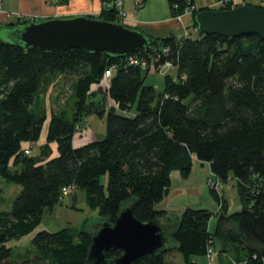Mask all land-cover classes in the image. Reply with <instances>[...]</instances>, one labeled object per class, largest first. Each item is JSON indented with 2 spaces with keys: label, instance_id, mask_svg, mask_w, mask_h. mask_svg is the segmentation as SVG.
Returning <instances> with one entry per match:
<instances>
[{
  "label": "trees",
  "instance_id": "obj_1",
  "mask_svg": "<svg viewBox=\"0 0 264 264\" xmlns=\"http://www.w3.org/2000/svg\"><path fill=\"white\" fill-rule=\"evenodd\" d=\"M166 2L173 15L193 6L192 0ZM100 3L97 19L114 22L112 0ZM196 33V38L145 34L150 46L125 57L79 49L42 53L0 42V177L21 188L11 209L0 211V264H11L7 244L31 233L69 185L85 193L87 206L105 222L113 223L130 205L135 219L158 225L165 212L156 207L171 187V173L188 177L194 160L207 164L221 183L230 176L237 180L242 210L220 214L210 231L213 214L187 208L166 251L131 264H171L165 256L172 251L183 264H199L195 259L208 257L214 240L244 251L235 264H264V41ZM166 64L175 75L165 74L157 93L144 84L147 69ZM110 68L106 89L99 87L100 102L88 104L91 86H99ZM57 76L74 79L73 113L51 114L47 121L36 109L37 96ZM107 100L112 105L106 109ZM92 105L105 120V136L74 148ZM46 121L39 156H30L24 145L39 142ZM52 144L57 155L50 158ZM91 235L69 228L38 232L31 240L35 255L20 264H84ZM120 255L112 250L107 259Z\"/></svg>",
  "mask_w": 264,
  "mask_h": 264
},
{
  "label": "rangeland",
  "instance_id": "obj_2",
  "mask_svg": "<svg viewBox=\"0 0 264 264\" xmlns=\"http://www.w3.org/2000/svg\"><path fill=\"white\" fill-rule=\"evenodd\" d=\"M60 0H46L49 6L61 7L64 4H57ZM193 6L186 7L182 12L171 14L170 8L166 0H147L143 5L139 0H122L120 5L121 16L116 10L114 17L115 24L124 25L126 27H133L135 22L137 23H161L160 20L169 18L173 23L179 24L182 31L191 34L193 38H196V29L193 27L192 20L193 15L202 10H230L240 5L257 6L264 5V0H192ZM68 5V3L66 4ZM236 5V6H235ZM2 6V4H1ZM144 6V7H143ZM1 8V7H0ZM201 9V10H200ZM64 11V10H63ZM66 11V9H65ZM64 11V12H65ZM127 14V15H126ZM16 18L15 24H20L25 21H36L37 16L26 15L21 13H13ZM99 13H87L77 16H85L92 19H97ZM73 17V16H69ZM68 18V17H63ZM139 21V22H138ZM159 21V22H158ZM136 23V24H137ZM6 26V25H5ZM4 26V27H5ZM179 36H182V32H178ZM168 74L170 76L175 75L174 70H169L165 73H159V69L150 68L147 69V76L145 77L144 84L152 86L157 93L162 92L164 88V76ZM74 79H69L64 76L50 77L47 80V84L42 87L37 100L36 109L47 115L64 113L66 115H72L73 113V93L72 85ZM103 85V84H102ZM106 86L107 84L104 83ZM100 87V85H99ZM92 87L90 89L91 96L87 97L88 104H98L101 100V92L106 87ZM112 102L107 100L106 109L110 108ZM98 106V105H96ZM92 105V114L82 119L79 124V130L84 129L85 134L82 136L80 131L76 133L77 137H87L93 132L97 136L103 138L105 136V120L100 119L94 113H96V107ZM135 111V107L131 110ZM47 121L44 124L42 134L39 142L35 146L24 145V147H30V156H39V148L44 144L45 134L47 130ZM84 122V123H83ZM80 133V134H79ZM82 139V138H81ZM94 139V138H93ZM87 140V139H85ZM52 154L50 158L57 155L56 145H51ZM192 171L186 178H182L177 172L174 174L173 188L170 187L163 202L157 205L156 209H161L165 212V215L160 217L157 221L161 231L170 235L176 229L182 213L187 208L191 209H205L213 214L209 222V230L212 231L217 217L220 214H232L239 212L244 206V202L241 200V196L237 187V180L232 176L225 182H216L214 175L210 172L207 164H200L194 160L192 165ZM13 171V168H10ZM178 175V176H177ZM183 185L179 188L178 186ZM219 186V188H218ZM21 191V188L17 185L6 182L0 177V211H9L12 206V202ZM105 223V219L101 218L97 214V210L87 206L85 200V193L83 191L75 190L70 196L63 197L59 204L55 205L52 209L44 213L40 224L28 235H25L19 239L12 240L7 244L8 248H11V264H20L26 260L27 256H34L35 250L31 244L32 238L41 231L50 233L57 232L64 228H69L72 232H78L80 230L87 231L93 234L100 226ZM171 246L173 244L171 243ZM244 251L236 248L234 245H223L218 240H214L210 249L208 257L196 258L195 261L199 264H235L237 258L243 257ZM165 259L171 264H183L182 258L175 251L167 254Z\"/></svg>",
  "mask_w": 264,
  "mask_h": 264
},
{
  "label": "water",
  "instance_id": "obj_3",
  "mask_svg": "<svg viewBox=\"0 0 264 264\" xmlns=\"http://www.w3.org/2000/svg\"><path fill=\"white\" fill-rule=\"evenodd\" d=\"M194 22L196 31L204 35L226 38L255 35L264 41V9L240 5L230 10H202L194 15ZM0 42L42 53L79 49L125 57L149 47L151 39L124 25L73 16L3 27L0 29ZM169 243V238L156 223L138 221L128 205L113 223H103L91 235L84 264H131L142 256L166 251ZM112 250H119L121 255L107 259V253Z\"/></svg>",
  "mask_w": 264,
  "mask_h": 264
},
{
  "label": "crops",
  "instance_id": "obj_4",
  "mask_svg": "<svg viewBox=\"0 0 264 264\" xmlns=\"http://www.w3.org/2000/svg\"><path fill=\"white\" fill-rule=\"evenodd\" d=\"M100 9H101L100 0H68V5L61 6V7L49 6L46 0H2V6L0 8V29L3 28L7 24L16 23V18L13 15V13L35 15L37 16L36 21H44V20L51 19V18H63V17H69V16L83 15L89 12L99 13ZM160 22L161 23L159 24L157 22L150 23V24L135 22V25L133 24V27L139 29L144 34L150 37H156V38L164 37L168 35H175L177 37H180L178 35V32L183 33L181 27H179V24L173 23L171 20H169V18H165L162 21L160 20ZM92 87L98 88L99 86L92 85L91 88ZM97 138H99V136H97L93 132L89 135V139L91 140H88L86 136L80 137V138L79 137L76 138L75 136L73 138V147L74 148L81 147L83 145H86L89 142H92L93 140ZM176 173L177 172H172L170 175L172 184L174 181L173 179L174 174ZM181 186L183 185H180L177 188ZM171 188H173V185H171ZM164 200L166 199L164 198L163 201Z\"/></svg>",
  "mask_w": 264,
  "mask_h": 264
},
{
  "label": "built area",
  "instance_id": "obj_5",
  "mask_svg": "<svg viewBox=\"0 0 264 264\" xmlns=\"http://www.w3.org/2000/svg\"><path fill=\"white\" fill-rule=\"evenodd\" d=\"M121 3H122V0H112V3L109 4L108 7L117 10L118 11V14H120V16H121L122 15L121 14V10H120ZM1 4H2V0H0V7H1ZM182 34L187 35V33H185V32H183ZM164 52H166V49L164 50ZM168 67H169V65L166 64L164 66L158 67L157 69H159V73H165V72L168 71ZM111 74H112V68H110L109 70L105 71L104 81H102V83L100 84V87H102V88L107 87V85L105 86L104 83L107 84L109 78L111 77ZM80 133L83 136L85 134V130L84 129H81L80 130ZM25 153L26 154H29V152H27V151ZM213 181H214V184L215 185H217L216 182H218V183L220 182L218 179L216 181L215 180H213ZM218 188H219V186H218ZM73 192H74V186L69 185V186H66V187L62 188L61 189V192H60V196H59V201L63 197L70 196Z\"/></svg>",
  "mask_w": 264,
  "mask_h": 264
}]
</instances>
